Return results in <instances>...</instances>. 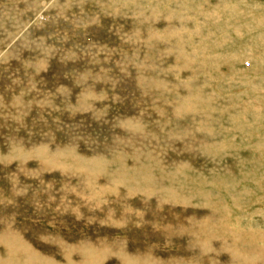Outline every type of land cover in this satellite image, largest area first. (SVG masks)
<instances>
[{
    "label": "rangeland",
    "instance_id": "rangeland-1",
    "mask_svg": "<svg viewBox=\"0 0 264 264\" xmlns=\"http://www.w3.org/2000/svg\"><path fill=\"white\" fill-rule=\"evenodd\" d=\"M23 251L264 264V0H0V258Z\"/></svg>",
    "mask_w": 264,
    "mask_h": 264
},
{
    "label": "bare ground",
    "instance_id": "bare-ground-1",
    "mask_svg": "<svg viewBox=\"0 0 264 264\" xmlns=\"http://www.w3.org/2000/svg\"><path fill=\"white\" fill-rule=\"evenodd\" d=\"M10 236V235H9ZM4 237H6V236H4ZM7 239V238H6ZM7 241V240H6ZM4 243V242H3ZM12 243V242H11ZM14 244V243H13ZM16 244H17V242H16ZM15 245V244H14ZM20 246H22V245H20ZM15 247H17V246H15ZM23 248H25V247H23ZM15 251V250H14ZM11 252H13V251H11ZM15 253V252H14ZM22 253V252H21ZM11 254V253H10ZM34 254H36V253H34ZM10 256H12V255H10ZM35 255H32V252L30 251V253H28V252H25L24 253V251H23V254H22V256H19V257H21V258H17V259H13V257L11 258L10 257V259H8L9 258V256L6 258V259H2V258H0V264H33V262L35 261V258L37 259V256L36 257H34ZM40 256V255H39ZM39 260V259H38ZM37 261V260H36ZM40 261V260H39ZM38 261V262H39ZM38 262H36V263H38ZM41 262V261H40ZM39 262V263H40ZM44 264V263H43Z\"/></svg>",
    "mask_w": 264,
    "mask_h": 264
}]
</instances>
